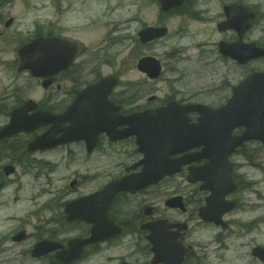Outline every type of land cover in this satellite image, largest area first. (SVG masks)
<instances>
[{
  "label": "flooded vegetation",
  "instance_id": "1",
  "mask_svg": "<svg viewBox=\"0 0 264 264\" xmlns=\"http://www.w3.org/2000/svg\"><path fill=\"white\" fill-rule=\"evenodd\" d=\"M144 2L136 0L135 21L140 24L135 30L137 35L147 27L167 26L163 22L166 19L181 18L176 32L181 35L200 33L201 47L213 49L215 60L227 66L225 80H230L228 76L232 70L246 69L242 79L254 72H264V0H183L182 4L168 11L162 10L160 0ZM8 5L13 8L15 0L0 2V24L5 22V15L1 11ZM150 6L155 12L154 20L144 15L145 9ZM93 8L94 0H41L40 11H27L23 22L29 23L32 29L39 30L46 37L61 36L58 34L64 30L63 19L68 20L74 13L77 19L89 16L85 24L93 26ZM11 18L14 20L13 26L21 21L16 17ZM80 23L85 26L84 21ZM77 27L79 24L73 29ZM158 41L147 46L155 47ZM71 42L77 49L72 65L53 76L35 79L41 86L51 80L37 102L41 110L55 114L64 113L77 102L79 107L73 117V125L90 130L82 140L42 153L58 151L63 158L72 162H115L114 170L106 172L105 179L99 185L94 182L101 176L94 170L75 172L71 185L74 196L69 200L74 202L101 192L114 180L142 170L141 166L133 168L144 157L136 138H120L126 129L122 120L147 109L156 110L162 104L154 103L157 100L152 99L148 102L154 104L147 105L142 102V91L130 92V96L127 91L118 90L117 87L108 97L109 104H112L109 107L104 105L105 100H94L90 95L79 100L85 88L110 74H104L96 66L97 59L94 62L92 52L82 41ZM236 85H230L231 92L217 107L229 100ZM21 90L11 92L13 102L8 107L11 112L29 100V95L17 93ZM180 103L190 101L184 99ZM95 106L92 113L91 109ZM195 118L191 116V119ZM69 125L64 123L63 127ZM106 127H110L111 131L96 132ZM243 132L241 128L234 134ZM28 143L25 142L26 148ZM253 144L264 147L261 142L253 140L235 150L228 157L227 164H211L210 160L202 159L184 166L178 174L165 177L159 183L136 192H119L107 216L99 207L104 205L100 201H92L90 214L97 224L95 220L86 222L79 218L69 221L66 205L61 204L55 221L56 231L44 239L67 247L69 240L88 239L94 229L107 230L105 226H110L111 220L120 227V234L114 237L105 234L100 240L83 246L71 264H263L253 255V250L258 246L264 247V162L261 156H254L251 150ZM192 166L201 168L198 182L189 179V168ZM176 178L181 179L180 186L163 185ZM175 198L181 200L171 201ZM148 226L151 228L148 229ZM239 249L244 250L240 256ZM40 261L43 264H63L57 259L56 252Z\"/></svg>",
  "mask_w": 264,
  "mask_h": 264
},
{
  "label": "rangeland",
  "instance_id": "2",
  "mask_svg": "<svg viewBox=\"0 0 264 264\" xmlns=\"http://www.w3.org/2000/svg\"><path fill=\"white\" fill-rule=\"evenodd\" d=\"M40 5L41 0H15L13 8L8 5L1 11L6 17L15 16L21 21L9 30L0 24V128L8 121L12 91L22 89L17 93L36 99L43 94L38 81L19 75L14 66L17 47L33 35L30 24L23 22L24 14L31 10L39 12ZM135 13L136 0H94L93 26L85 24L89 16L77 19L76 13L62 21L64 32L69 28V33L65 35L82 40L104 74L121 79L118 90L127 91L130 96V92L142 91V102L147 105L162 104L173 98L217 106L231 92L230 85H236L245 76L246 69L232 70L228 76L230 80H225L227 66L215 60L213 49L201 47L200 33L181 35L176 32L181 18L163 21L171 27L170 34L155 47L140 45L135 31L140 24L135 21ZM144 15L149 20L155 19L151 6L145 9ZM82 21L85 26H81ZM78 24L79 27L73 29ZM145 55L156 56L163 64V73L156 81H149L137 70V60ZM151 95L156 96V102L147 101ZM29 139L20 136L1 146L0 264H43L32 260L28 250L37 240L56 231L55 221L60 213L58 207L74 196L70 182L75 172L94 170L101 176L94 182L99 185L105 179L104 174L113 171L115 166L112 161L72 162L58 151L28 153L25 142ZM251 150L254 156L264 159V147L253 144ZM6 164L16 167L14 175H4L2 166ZM174 180L163 185H181L180 178ZM7 218L10 219L8 222ZM20 231H26L31 237L23 243L11 241V236ZM243 251L239 249V256Z\"/></svg>",
  "mask_w": 264,
  "mask_h": 264
},
{
  "label": "water",
  "instance_id": "3",
  "mask_svg": "<svg viewBox=\"0 0 264 264\" xmlns=\"http://www.w3.org/2000/svg\"><path fill=\"white\" fill-rule=\"evenodd\" d=\"M163 5L165 9H168L171 2L168 0L163 1ZM9 24L10 22L7 23V25ZM165 34V29H147L142 33V39L144 43H147ZM57 42L60 43L61 40L39 38L24 46L20 50L23 60L21 70L29 69L34 76L41 77L44 76L45 67L57 72L59 69L68 66L72 54H70L69 59H66V63L63 60V64L56 62L53 58V54L56 53ZM42 50L46 51L45 56H43ZM138 69L147 73L153 79L161 73L160 62L152 57L141 59L138 63ZM116 83L115 78H106L88 88L86 93L92 91L89 95L94 97V100H106L105 106L108 107L107 98ZM73 108L63 116H54L40 111L28 116L27 113L34 109V106L28 104L12 114L10 123L0 131V139L4 140L22 131L33 132L42 125L50 123L54 125L52 129L48 133L37 137L29 145L30 151L47 149L63 142L79 139L78 133L87 132L88 128L72 125L66 129L65 135L61 139L55 138L62 122L67 120L73 122L71 118ZM91 112L93 113L94 110L91 109ZM191 112L199 114L196 123H189L190 120L187 114ZM123 122L130 127L127 129L126 136L135 135L137 143L145 153V159L140 163L144 164V170L141 174L113 182L98 195L104 197L105 210L108 209L114 195L120 190H130L131 188H139L158 182L166 175L180 171L182 166L200 161L202 158H208L212 163H225L227 157L235 148L252 139H258L264 143V73H256L245 80L236 89L232 100L221 109L215 110L205 105L183 106L176 102H170L157 112L148 111L133 115L123 120ZM242 126L246 128V132L241 136H233V131ZM108 128L100 130H109ZM202 146L204 148L201 152L185 155L180 159H171L173 155L185 153ZM13 172V167L6 168L7 175ZM199 173L198 168L191 169L190 180L198 181ZM89 200L91 199L87 201ZM71 207L72 204L68 207L69 212ZM83 207L87 208V206ZM87 216L88 214L85 213V220H93ZM111 230L114 231L112 234L119 231L115 225H112ZM23 238L24 234H21L16 240L19 241ZM48 245L51 244L46 242L37 244L33 255L40 257L54 249V247ZM71 246L70 243L69 249L60 256L66 263L71 262L73 258L71 256L73 251ZM255 254L264 262V249L258 248Z\"/></svg>",
  "mask_w": 264,
  "mask_h": 264
},
{
  "label": "bare ground",
  "instance_id": "4",
  "mask_svg": "<svg viewBox=\"0 0 264 264\" xmlns=\"http://www.w3.org/2000/svg\"><path fill=\"white\" fill-rule=\"evenodd\" d=\"M9 220H10V219H9V218H7V219H6V222H8Z\"/></svg>",
  "mask_w": 264,
  "mask_h": 264
}]
</instances>
